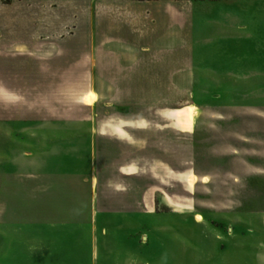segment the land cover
<instances>
[{"label":"rangeland","instance_id":"obj_1","mask_svg":"<svg viewBox=\"0 0 264 264\" xmlns=\"http://www.w3.org/2000/svg\"><path fill=\"white\" fill-rule=\"evenodd\" d=\"M213 5L239 7L234 19L245 29L233 37L244 58L233 55V70L220 75L196 69L186 77L192 90L150 93L147 107L126 108L84 94L94 82L82 65L53 74V0H0V223H53L59 196L74 221L98 208L104 222L112 212L139 213L136 237L115 234L117 250L102 237L98 259L94 240L85 262L89 252L97 264H264V0ZM131 116L147 122L135 128ZM65 149L74 172L63 187L53 162ZM98 159L103 185L91 186ZM117 164H130L134 176L120 178ZM14 234L0 231V264H33L35 246L40 260L52 259L53 231Z\"/></svg>","mask_w":264,"mask_h":264},{"label":"crops","instance_id":"obj_2","mask_svg":"<svg viewBox=\"0 0 264 264\" xmlns=\"http://www.w3.org/2000/svg\"><path fill=\"white\" fill-rule=\"evenodd\" d=\"M217 1L53 0V30L50 31L53 35L50 42L53 45V74L59 73L58 70L59 74L72 75L82 65L80 74L92 76L94 82L87 85L84 94L92 91L97 95L96 102L102 99L107 102L109 97L110 104L126 108L147 107L154 98L150 93L192 90L193 84L187 88L186 77L194 75L196 69L204 68L215 75L228 73L233 70L229 59L233 55L239 58L244 54L240 38L233 37L245 29L234 19L238 16L239 7L234 15L223 5H213ZM227 2L234 4L240 0H225ZM233 41L238 45L237 50H234ZM73 59L77 62L72 63ZM159 109L167 113L177 108L161 106ZM144 119L140 116L127 118L135 128L139 123L147 122ZM116 126L120 132L124 129ZM97 151L99 156L106 155L108 151L113 153L112 149L105 148ZM61 157L58 163L53 162V181L61 182L64 187L74 169L68 150L65 149ZM98 160L97 180H92L91 175L87 179L91 186L96 182L98 186L99 183L103 185V178H100L103 162ZM115 166H118L116 170L120 178L127 180L134 176L135 171L129 169L130 164ZM110 185L115 187L116 184ZM68 203L65 198L53 196V223L27 220L11 224L3 221L0 231H15L14 235L19 240L21 237L27 240L28 235L35 239V236H42L43 231H53L52 259L49 262L40 260L35 246L33 264H97L89 258V252L87 262L84 260L85 252L94 240L98 259L102 237L112 240V248L116 250L115 234L136 237L137 211L124 215L112 212L111 222H104L99 218L107 212L98 208L96 215L87 211L86 217L74 221L73 213L68 211ZM140 216L147 218L149 215L141 213ZM117 218H121L120 224L115 221ZM22 244L21 241L17 243L19 259L24 255ZM118 251L126 253L125 258L129 261L137 259L136 254L125 250L121 244Z\"/></svg>","mask_w":264,"mask_h":264},{"label":"bare ground","instance_id":"obj_3","mask_svg":"<svg viewBox=\"0 0 264 264\" xmlns=\"http://www.w3.org/2000/svg\"><path fill=\"white\" fill-rule=\"evenodd\" d=\"M89 97V96H88ZM204 181V179H202Z\"/></svg>","mask_w":264,"mask_h":264}]
</instances>
